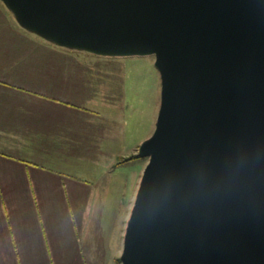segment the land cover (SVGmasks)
<instances>
[{
	"label": "water",
	"instance_id": "water-1",
	"mask_svg": "<svg viewBox=\"0 0 264 264\" xmlns=\"http://www.w3.org/2000/svg\"><path fill=\"white\" fill-rule=\"evenodd\" d=\"M60 47L155 57L120 264H264V0H1Z\"/></svg>",
	"mask_w": 264,
	"mask_h": 264
},
{
	"label": "rangeland",
	"instance_id": "rangeland-1",
	"mask_svg": "<svg viewBox=\"0 0 264 264\" xmlns=\"http://www.w3.org/2000/svg\"><path fill=\"white\" fill-rule=\"evenodd\" d=\"M154 63L153 55L107 56L57 46L49 38L29 29L18 19L15 11L0 0V87L17 88L22 67L25 66L76 67V87L80 88L85 82L90 83L93 89L92 103L88 99L84 104L98 108V113L106 118L101 123L103 135L112 138L123 134L121 143H118L121 153L99 155L100 160H97V155H86L97 160L95 165H90L91 168L86 161H67L74 176L92 182L83 192H78L76 198L67 195L64 200L58 191L51 203L41 202L40 212L52 216L51 228H55L57 233L60 230L62 234L61 241L53 242L45 237L44 247L40 245L41 255H47L45 264H120L123 231L134 204L139 178L148 160L139 157V148L154 132L158 116L160 77ZM5 75L11 76V79L3 78ZM58 76L68 80L69 75ZM6 107H9L8 110ZM19 109L18 102L14 101L11 106L6 97L0 95V134L4 132V119L19 114ZM19 125L12 123L14 128ZM22 148L18 138L0 136V152L12 156L20 154ZM43 164L55 172L60 171L58 166L61 163L50 161ZM10 181L12 184L6 187L11 192L0 186V195H13L12 204L18 211L28 212V206L19 198L25 193L26 182L19 177ZM66 216L78 243L66 233L63 219Z\"/></svg>",
	"mask_w": 264,
	"mask_h": 264
},
{
	"label": "crops",
	"instance_id": "crops-1",
	"mask_svg": "<svg viewBox=\"0 0 264 264\" xmlns=\"http://www.w3.org/2000/svg\"><path fill=\"white\" fill-rule=\"evenodd\" d=\"M20 74L17 88L0 87V95L6 97L11 106L14 101L20 105L19 114L4 119V132L0 136L5 135L9 139L16 137L23 147L20 154L12 156L0 152V186H5L6 192H11L6 186L12 184L10 180L13 177L25 181V193L19 198L28 206V212L18 211L12 204L13 195H0V264H45L47 255H41L40 245L44 247L45 237L53 242L61 241L62 234L60 230L57 233L55 228H51L53 217L40 212L41 202L51 203L58 191L64 200L67 195L76 198L78 192H83L92 182L74 176L67 161H86L91 168L90 165L100 160L99 155L104 157L107 153H121L118 143L123 134L112 138L103 135L101 123L106 118L98 113V108L84 104L88 99L92 103L90 97L93 98V89L90 83L85 82L80 88L76 87V67L25 66ZM60 74H68V80H62L58 76ZM9 77L11 79L7 75L3 78ZM6 108L8 110L9 107ZM12 123L20 125L14 128ZM8 143L11 144L10 141ZM112 144L115 145L111 147ZM86 155H97L99 159L94 160V156L88 158ZM50 161L61 163L59 172L43 164ZM63 219L66 233L71 234V240L78 243L69 227V217ZM124 234L125 229L123 239ZM66 238L69 240L67 235ZM43 253L46 254L45 250Z\"/></svg>",
	"mask_w": 264,
	"mask_h": 264
},
{
	"label": "bare ground",
	"instance_id": "bare-ground-1",
	"mask_svg": "<svg viewBox=\"0 0 264 264\" xmlns=\"http://www.w3.org/2000/svg\"><path fill=\"white\" fill-rule=\"evenodd\" d=\"M159 106H160V104H159ZM155 124H156V121H155ZM154 129H155V127H154ZM125 235V234H124ZM122 250H123V248H122Z\"/></svg>",
	"mask_w": 264,
	"mask_h": 264
}]
</instances>
